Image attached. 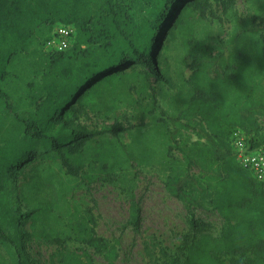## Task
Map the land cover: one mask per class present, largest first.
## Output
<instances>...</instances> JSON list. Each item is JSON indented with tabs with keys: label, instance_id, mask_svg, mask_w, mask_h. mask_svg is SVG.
<instances>
[{
	"label": "trees",
	"instance_id": "trees-1",
	"mask_svg": "<svg viewBox=\"0 0 264 264\" xmlns=\"http://www.w3.org/2000/svg\"><path fill=\"white\" fill-rule=\"evenodd\" d=\"M149 5L143 2L141 8L137 0H0V264H39L26 248L41 241L56 246L47 264H94L91 251L104 264H117V241L97 236L91 209L68 225L81 249L68 248L65 239L43 226L57 198L43 196L47 184L40 167L57 164L88 190L108 173L114 163L105 152L85 168L86 148L93 144L97 150L103 134L118 137L124 128L114 118L112 125L95 131L80 117L107 105L115 111L116 91L130 78L140 79L139 94L152 102L151 79L173 89L164 54L173 33L190 60L192 94L184 109L162 121L171 159L165 190L182 204L195 230L201 228L196 209L211 207L224 225L218 236L201 232L193 237L183 261L171 259V264H264V185L238 164L230 146L235 128L251 147L264 145V37L259 43L241 41L242 32H260L247 23L234 24L225 38L197 37L196 24L219 18L217 8L226 17L234 0H163L154 18L144 14ZM57 25L73 28L71 46L43 51L39 80L24 81L19 57L33 45L43 50ZM237 27L240 32L230 42ZM20 87L26 98L16 97ZM128 199L136 223L134 194ZM154 248L168 257L159 245L146 242L148 258Z\"/></svg>",
	"mask_w": 264,
	"mask_h": 264
},
{
	"label": "rangeland",
	"instance_id": "rangeland-1",
	"mask_svg": "<svg viewBox=\"0 0 264 264\" xmlns=\"http://www.w3.org/2000/svg\"><path fill=\"white\" fill-rule=\"evenodd\" d=\"M146 1H150V5L144 8V14L148 13L154 18L163 7V0H137L141 8ZM247 3L256 4L258 10L264 13V0H234L233 6ZM215 14L219 18L209 17L196 24L197 37L225 38L234 24L242 23L264 32V15L250 14L229 19L218 8ZM45 34L44 31L42 35ZM43 51L40 46L33 45L26 56L19 57L24 81L39 80L38 63ZM184 53L179 38L173 33L167 40L164 54L169 61L175 87L171 89L151 79L155 102L139 94V78H130L116 91L115 95L120 100L115 111L107 105L101 112H89L80 117L81 122L91 130L99 131L112 125L114 118L124 128L118 137L103 134V143L97 150L93 144L87 146L85 168L101 152L107 153L110 163H114L106 175L92 183L89 190L59 165L41 164L42 177L47 184L43 196L50 198L55 195L57 198L53 212L42 223L52 235L65 239L68 248H82L73 240L68 225L88 209H91L94 217L97 236L111 242L117 241V264H171V259L181 262L186 246L193 237L201 232L220 235L224 221L216 211L211 207L196 209L194 219L201 224V228L195 230L182 204L171 197L164 186L171 159L167 156L166 125L162 121L184 109L192 94L187 83L191 74L187 67L190 60ZM20 95L27 97L22 88L16 97ZM94 166L97 170L99 163ZM130 194H134L139 209L136 223L130 219ZM146 242L159 245L168 257L160 256L154 248L152 257L148 258L145 254ZM55 249V245L41 241L29 245L26 252L37 263L47 264L48 255ZM91 253L94 264H104L99 255ZM223 258L226 262L230 260V256Z\"/></svg>",
	"mask_w": 264,
	"mask_h": 264
},
{
	"label": "built area",
	"instance_id": "built-area-1",
	"mask_svg": "<svg viewBox=\"0 0 264 264\" xmlns=\"http://www.w3.org/2000/svg\"><path fill=\"white\" fill-rule=\"evenodd\" d=\"M74 37L72 27L57 25L50 39L44 44L45 52H60L71 46ZM230 146L238 164L250 171L253 178L264 185V145L251 147L242 130L235 128L230 135Z\"/></svg>",
	"mask_w": 264,
	"mask_h": 264
},
{
	"label": "clouds",
	"instance_id": "clouds-1",
	"mask_svg": "<svg viewBox=\"0 0 264 264\" xmlns=\"http://www.w3.org/2000/svg\"><path fill=\"white\" fill-rule=\"evenodd\" d=\"M250 14H255L257 16H261V15H264V13H261L256 4L254 3H247V4H244V5H240V6H233L232 8L229 9V11L227 12V16L229 19H235V18H238L240 16H247V15H250ZM237 32H240V29L237 27V28H234L230 34V42L232 40V38L236 35ZM262 37H264V32H256V33H252V32H242L241 33V41H245V40H248V39H251L253 41H256V42H261L262 40ZM203 39L201 38V41ZM231 51H232V48H231ZM187 52H185L183 55L185 56ZM220 70H224L223 68H220ZM212 73H214V68L211 69ZM215 73H218L219 72H215Z\"/></svg>",
	"mask_w": 264,
	"mask_h": 264
}]
</instances>
